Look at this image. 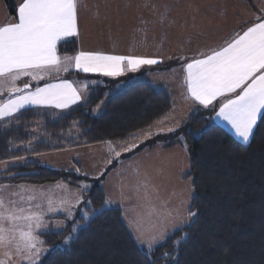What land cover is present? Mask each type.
<instances>
[{"label":"trees","instance_id":"obj_1","mask_svg":"<svg viewBox=\"0 0 264 264\" xmlns=\"http://www.w3.org/2000/svg\"><path fill=\"white\" fill-rule=\"evenodd\" d=\"M2 1L15 17L13 0ZM57 50L59 55H73L77 43L61 41ZM69 76L89 82L86 100L62 111L27 107L0 121V163L81 146L126 143L173 109L174 96L166 87L140 82L114 93L122 77ZM213 110L194 107L173 134L151 136L136 150L160 143L170 147L183 136L190 170L182 179L193 189L188 212L195 213L194 220L148 250L135 241L119 208L99 211L105 195L97 181L38 162L17 165L0 176V186H91L84 193V211L92 218L74 233V225L85 223L83 217L65 230L40 234L46 253L39 264H264V113L245 146L217 125L195 136Z\"/></svg>","mask_w":264,"mask_h":264},{"label":"rangeland","instance_id":"obj_2","mask_svg":"<svg viewBox=\"0 0 264 264\" xmlns=\"http://www.w3.org/2000/svg\"><path fill=\"white\" fill-rule=\"evenodd\" d=\"M20 1L13 0L15 5ZM190 1L191 0H189V4H191ZM200 1H202L200 5H204L205 7L202 9L198 8L196 13L189 10L187 22L180 21L179 17H177L180 13L175 12L174 8H172V11H170L169 14L173 21V25L170 29L171 33L166 29V33L161 31L155 34L156 40L161 34L166 35L168 33V36H165L166 41L161 40L159 43L164 42L166 45L171 44V58L168 59V57H166V59L160 62L158 61L157 64H161L159 66L160 68L153 69L152 67L150 68V71L147 69L135 71L129 76L126 75V77H107L108 79L114 80L122 77L121 80L117 82L114 88V93L120 92L127 87L140 82L151 83L153 85L168 88L174 96L172 111L164 120L131 141L121 144L102 143L107 151L75 152L76 154L74 155L73 160L76 163L82 159H98L99 161L103 158L100 167H97L96 164L90 166L86 165L89 169L93 168L94 172L97 171V173H93L95 176L83 173L79 169L76 171L62 169L63 171L73 172L92 181H97V184H99L105 195V201H108V203L104 204L99 211L107 208H119L124 220L128 224V229L131 235L138 245L146 250L149 249L146 243L148 240L153 238L159 240V242L154 243V247L156 244L165 240V238L173 231L188 226L194 220L195 215L189 216L188 212L193 189L190 181L182 179V177L190 170L189 158L185 149L183 136L178 138L176 144L166 147L170 149H162L161 147H164V145L163 143H160L151 148L144 147L141 148V150H136L139 147L146 145L151 136H168L173 134L179 125L191 113L194 107L200 106L196 101L187 96L188 93L186 92L185 83L183 82L186 78L185 68L187 63L192 62L194 59L201 58L202 54H210L211 50L221 48L226 44L228 39H225L227 37L222 38V34L223 31L227 32L229 24H223L222 19H227V16L231 14L233 16L237 14L239 17L235 23L237 26L235 28V34L230 35L229 40H231L249 25L248 23H245L248 19H255L257 17L264 18V0ZM174 5L178 8L180 3L175 4L174 2ZM219 7H229V13L228 11L220 10L222 8L219 9ZM231 8H233V11ZM1 10L4 11V14L8 11L2 0H0V21L3 18ZM158 16L159 18H162L164 14L162 13V15ZM213 16L215 17V20L212 19ZM206 22H208V24H205ZM218 25L220 28L216 29V26ZM215 35L221 36L218 41L219 44L215 43ZM88 84L87 80H83L82 86H79V88H85ZM90 84L96 83L91 82ZM85 96H87V93ZM234 97L235 94H232V98ZM227 98L228 97H218L212 102L210 108L214 109L213 115L209 118L205 127L195 133V136H198L202 130L209 126L216 125L214 116L217 110L215 111V109L220 108L222 103L226 102ZM85 100L86 97L80 103H83ZM200 107L205 108L204 106ZM48 108L62 111L69 107L64 109H58L55 107ZM64 150L67 149L1 162L0 172L4 171L0 173V176H2L7 171L6 169L11 166L21 165L26 162L43 163L45 157H48V155H57ZM117 152L120 153L119 156L116 155ZM89 164L93 163L89 162ZM105 164H108L106 169L103 167ZM117 166V172L111 173V170ZM54 184H65L73 189H77L80 193V199L78 205H76L77 207L73 208L68 215L56 214L55 216H49L45 221H41L42 223L39 222V227L36 226L34 220L27 221L21 219L16 222L17 231L15 235L17 240L19 239L20 231H31L33 237H35V240L37 241L36 248L31 250L33 253L38 249L41 250L39 258L36 260V264H39L40 258L46 253L45 248L42 246V243H40V234L65 230L69 224H73V221L77 217H83L85 223L83 225H74L73 229L76 231L78 228L85 226L93 216L87 215L84 211L86 205L84 201V193L90 189V184L80 183L78 185H69L65 182H56L42 184L40 186ZM9 185H11V188L7 187L4 189V187L2 188L0 186V200H3L4 207L9 211L15 210V213L20 216L39 217L38 213L35 212V208L29 211L27 207L28 205L25 203V197H28V190L15 187L16 185L30 184L19 183ZM21 209L23 211H21ZM0 211H3V209H0ZM29 224H31V228H29ZM4 226L9 227L10 225L5 223ZM138 236L142 237L145 243H139L137 239ZM161 236L164 238L160 239ZM67 239L70 241L71 237H68ZM64 245L67 244L64 243ZM5 253H7V255H5ZM0 261H5L6 264H30L28 253L24 251L18 253L15 242L7 247H0Z\"/></svg>","mask_w":264,"mask_h":264},{"label":"snow or ice","instance_id":"obj_3","mask_svg":"<svg viewBox=\"0 0 264 264\" xmlns=\"http://www.w3.org/2000/svg\"><path fill=\"white\" fill-rule=\"evenodd\" d=\"M78 3L79 0H21L17 22L0 26V93L3 85L11 86L10 93H22L23 90L15 86L22 77L30 76L37 80L43 79L46 71L66 72L73 61L77 70L113 77L123 74L125 68L136 71L142 65L158 63L152 58L83 51L74 57L61 58L58 42L78 36ZM257 19L260 22L248 27L242 35L237 34L223 47L211 50L210 54H202V58L187 63L185 68L187 93L194 101L207 108L218 97H228L217 115L231 126L235 136L245 145L250 143L258 118L264 113V18ZM232 94H235L234 98ZM80 98L68 82L49 84L0 102V119L11 117L29 105L64 109ZM0 209H3L0 211V247L15 242L17 252H27L30 264H36L41 250L31 251L37 243L32 232L20 231L18 240L15 233L17 221L34 220L39 227V217L17 215L15 210L9 211L4 207L3 200H0ZM194 215L189 212V216ZM5 223L10 226L5 227ZM137 239L139 243H145L142 237ZM68 242L65 239L64 243ZM157 242L159 240L153 238L146 243L151 249ZM0 264L6 262L0 261Z\"/></svg>","mask_w":264,"mask_h":264},{"label":"crops","instance_id":"obj_4","mask_svg":"<svg viewBox=\"0 0 264 264\" xmlns=\"http://www.w3.org/2000/svg\"><path fill=\"white\" fill-rule=\"evenodd\" d=\"M20 1V0H19ZM3 2V1H2ZM176 3H180L177 8ZM199 2V3H198ZM202 1L200 0H191L189 4V0H79L78 3V17H77V26H78V36L67 37L62 41L74 39L77 43V51L73 55H60L61 58L64 56L74 57L79 52L83 51L86 53L93 54H101V55H117V56H133V57H141V58H152L157 61H162L168 57L171 58L170 45H166V43H159V41H166L165 36H168V33L161 34L155 40V34L163 31L166 33V29L169 33H171L170 29L172 27V19L169 16L170 11L174 8L175 12L180 13L179 19L180 21L187 22L188 21V12L191 10L196 13L197 9H202L205 6L200 5ZM18 2L16 7V16L13 17L9 14L8 11L4 14V11L1 10L2 19L0 21V26L15 23L18 20ZM4 4V2H3ZM5 5V4H4ZM174 5V6H173ZM251 7V6H250ZM176 8V9H175ZM190 8V9H189ZM218 8V7H215ZM222 8V9H220ZM222 11L230 10L229 7H219ZM233 11V8H231ZM162 18H159L158 15H162ZM229 13V11H228ZM158 14V15H157ZM166 14V15H165ZM168 14V17H167ZM7 15V16H6ZM234 16L231 14L227 16V19H222V23L229 24L227 28V32L223 31L222 38L226 40L230 38V35L235 34L236 21L238 15ZM170 17V18H169ZM176 17V18H177ZM258 18V17H257ZM257 18L248 19L245 23L249 25L245 27L239 34H243L244 31L247 30L248 27L253 26L255 23L260 22ZM198 19V17H197ZM212 19L215 20L213 16ZM213 22L215 23V21ZM204 23V22H203ZM205 24H208L206 22ZM204 24V25H205ZM219 24V23H217ZM220 28V26H216V29ZM215 43L219 44L220 35H215ZM61 42V41H60ZM59 43V42H58ZM219 49V48H217ZM167 52V53H166ZM59 55V54H58ZM202 58V57H201ZM159 64L154 65H142L139 70L147 69L150 71V68L153 69ZM161 65V64H160ZM159 65V66H160ZM184 71V70H183ZM135 71H129L125 68L123 74L119 76H126L133 74ZM71 73H80L83 75L90 76H100V77H113V76H105L101 73H85L82 70H77L74 67V61L71 63V66L68 68V71H46L44 73L43 79L33 80L30 76H24L20 80L15 82V86L18 88L29 86V90H25L22 93L11 94L9 89L10 85L2 86V93H0V102H4L7 99L15 98L16 95L19 94H28L29 92H34L38 87L44 88L49 84H59L63 82H68L72 84V86L77 90L80 95V100H78L74 104H70L68 107H73L75 105L80 104V102L85 99V95L87 93V86L84 88H79L82 86V81L84 78L69 76ZM68 76V77H67ZM186 76V71H185ZM118 77V76H115ZM186 78L184 79L185 83ZM89 83V82H88ZM186 88V84H185ZM187 92V88H186ZM188 97L189 94H187ZM191 98V97H190ZM215 101V100H214ZM213 101V102H214ZM197 102V101H196ZM198 103V102H197ZM198 105L203 106L198 103ZM210 104L208 107H211ZM27 107H53L47 105H29ZM24 109V108H23ZM68 109V108H67ZM219 112V108L216 111L214 116L215 124L225 131L230 133L237 141L242 143V141L235 136L234 131L231 126L227 124V122L223 121L218 117L217 113ZM15 114V113H14ZM13 114V115H14ZM9 117H5L7 119ZM4 119H0L4 120ZM259 119V118H258ZM251 139V137H250ZM162 149H170L166 147H161ZM77 151H107L104 145H91V146H83L79 148L67 149L60 152L57 155H48L45 157L44 162H38L40 164L51 167L55 170H67V171H76L77 169L81 170V172L86 173L90 176H95L93 168L89 169L86 165H94L100 167L103 158L98 161L96 160H79V162H75L73 160L75 152ZM99 154V153H98ZM93 163V164H89ZM96 162V163H95ZM17 166V165H15ZM15 166H11L8 169H11ZM103 167L105 169L108 167V164H105ZM6 169V170H8ZM118 166L111 170V173L117 172ZM4 171V170H3ZM1 171V172H3ZM0 172V173H1ZM110 173V174H111ZM2 188H11V185L5 184L1 186ZM0 187V188H1ZM16 188H23L28 190V197H25V203L28 205L29 211L35 208V212L38 213L39 222L45 221L49 216H55L56 214L68 215L73 208H76L79 201L80 193L77 189H73L65 184H54V185H16ZM24 200V199H22ZM116 206V205H114ZM117 207V206H116ZM36 217V216H35ZM124 220V218H123ZM125 224L128 227V224L124 220ZM42 223V222H41ZM129 228V227H128ZM53 231V230H51Z\"/></svg>","mask_w":264,"mask_h":264},{"label":"water","instance_id":"obj_5","mask_svg":"<svg viewBox=\"0 0 264 264\" xmlns=\"http://www.w3.org/2000/svg\"><path fill=\"white\" fill-rule=\"evenodd\" d=\"M20 89H22L23 91H25V90H29V89H30V87H29V86H27V87H22V88H20ZM11 94H15V93H11Z\"/></svg>","mask_w":264,"mask_h":264}]
</instances>
